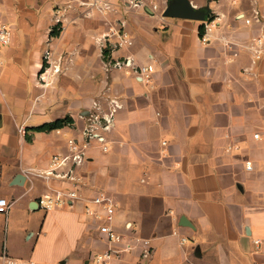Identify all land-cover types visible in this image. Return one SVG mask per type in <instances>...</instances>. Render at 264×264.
<instances>
[{
	"label": "crops",
	"instance_id": "1",
	"mask_svg": "<svg viewBox=\"0 0 264 264\" xmlns=\"http://www.w3.org/2000/svg\"><path fill=\"white\" fill-rule=\"evenodd\" d=\"M171 1L0 0L12 29L1 50L0 198L17 200L0 215V256L5 245L14 264H93L110 225L133 247L110 264H264V140L255 138L264 136V56L255 59L264 19H254L264 0H189L209 10L205 21L165 17ZM114 26L133 43L110 53ZM107 56L153 70H107ZM112 100L121 108L103 132L109 150L93 140L75 167L80 199L39 208L41 195L70 184L38 178L27 192L21 165L45 169L70 139L82 143L87 116ZM66 116L69 125L36 129ZM98 194L116 205L112 220ZM22 229L28 259L10 242ZM137 237L150 240L149 258Z\"/></svg>",
	"mask_w": 264,
	"mask_h": 264
},
{
	"label": "built area",
	"instance_id": "2",
	"mask_svg": "<svg viewBox=\"0 0 264 264\" xmlns=\"http://www.w3.org/2000/svg\"><path fill=\"white\" fill-rule=\"evenodd\" d=\"M138 2L133 1V5H138ZM0 17H1V7H0ZM254 19L257 22H262L264 17L261 12L257 10L255 12ZM250 22V20H247ZM118 37L117 43L113 46H106L110 50V53L122 48L125 45H131L133 41L130 39L128 33L117 26H114L110 32L105 36L106 40L110 37ZM258 48L255 51V59L259 60L264 56V35L257 38ZM12 42V29L4 22L0 20V70L4 65V60L1 56V50L3 47L10 45ZM46 58H50V53L46 54ZM105 66L107 70L114 68H127L131 67L137 77H141L146 71H152L153 67H137L132 63L129 57L123 59L112 60L107 56V61H105ZM0 94L3 95V88L0 84ZM121 108L120 102L117 100H112L109 104L108 112H104L101 106L97 107L95 112H92L86 118V125L83 129L84 140L79 142L75 138L69 140V151L66 153L54 154L51 159L49 166L45 169L35 170L26 168L21 165V173L25 180L29 184L27 192L34 189L36 181L38 178L49 180L53 177L59 179L67 180L70 184L69 187H60L53 192L45 193L39 197L37 200L38 207L50 211L54 209H63L66 207H71L73 204L81 197V185L82 179L78 176L75 171V167L83 164L87 159V151L93 140H98L103 144V150L108 151L109 146L106 144V139L103 135L104 131H110L115 124V118L117 111ZM19 132L21 135L26 133V129L23 126L19 127ZM256 139L264 140V136L260 133L255 134ZM247 169L252 170L253 164L251 161L247 163ZM17 200L8 201L6 198H0V215H5L8 218L9 212L12 206ZM93 203L95 205L101 206L104 209L105 215L109 220H112L113 215L116 211V205L103 194H98L94 196ZM90 210V207L87 208ZM109 241V247L106 251L100 252L96 255L93 264H110L115 258H120L124 253L131 252L133 247L130 243L120 246L119 244L126 240V236L117 233L110 225H104L101 228ZM137 243H140L143 247L142 257L149 258L152 254V246L150 240L142 239L140 237L135 238ZM260 241L257 240L256 243ZM2 264H14L9 258V253L7 247L4 245L1 254Z\"/></svg>",
	"mask_w": 264,
	"mask_h": 264
},
{
	"label": "water",
	"instance_id": "3",
	"mask_svg": "<svg viewBox=\"0 0 264 264\" xmlns=\"http://www.w3.org/2000/svg\"><path fill=\"white\" fill-rule=\"evenodd\" d=\"M163 15L171 18L205 21L209 16V10L195 8L189 0H175L169 2Z\"/></svg>",
	"mask_w": 264,
	"mask_h": 264
},
{
	"label": "rangeland",
	"instance_id": "4",
	"mask_svg": "<svg viewBox=\"0 0 264 264\" xmlns=\"http://www.w3.org/2000/svg\"><path fill=\"white\" fill-rule=\"evenodd\" d=\"M38 218H40V215L38 216ZM0 219H2V222L0 223L1 225L0 232L4 234L5 233V223L3 221L4 216H0ZM26 219H27L26 217L24 216L22 217L23 220L22 228L26 226ZM31 222H34V224H38L39 221L35 219ZM10 231H12V229H10ZM11 234L12 232H10V242H12V245L17 249V253L15 255L28 259L31 254V249H30L31 245L27 242L28 235L26 234V232L23 229L20 230L18 237L16 238V241H12L13 239L11 238Z\"/></svg>",
	"mask_w": 264,
	"mask_h": 264
},
{
	"label": "trees",
	"instance_id": "5",
	"mask_svg": "<svg viewBox=\"0 0 264 264\" xmlns=\"http://www.w3.org/2000/svg\"><path fill=\"white\" fill-rule=\"evenodd\" d=\"M210 18L212 19V17L210 16ZM205 32V28L204 26H201V34L203 35ZM109 52V50H106V54ZM73 122V118L71 116H66L65 118H61V119H57L53 122H49V123H45L39 127H37L36 129L38 130H54V129H58V128H62L65 125H69Z\"/></svg>",
	"mask_w": 264,
	"mask_h": 264
}]
</instances>
